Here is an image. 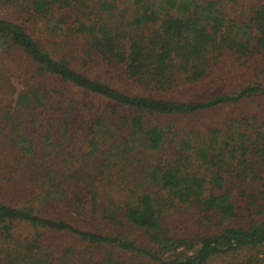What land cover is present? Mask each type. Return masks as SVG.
I'll use <instances>...</instances> for the list:
<instances>
[{"label": "trees", "instance_id": "16d2710c", "mask_svg": "<svg viewBox=\"0 0 264 264\" xmlns=\"http://www.w3.org/2000/svg\"><path fill=\"white\" fill-rule=\"evenodd\" d=\"M98 61L142 92L74 65ZM247 65L264 68V0H0V264H264V82L170 94Z\"/></svg>", "mask_w": 264, "mask_h": 264}, {"label": "rangeland", "instance_id": "374dc122", "mask_svg": "<svg viewBox=\"0 0 264 264\" xmlns=\"http://www.w3.org/2000/svg\"><path fill=\"white\" fill-rule=\"evenodd\" d=\"M35 34L37 35L36 32ZM80 64L74 63L75 68L81 70L82 72H84L93 79L106 81L112 84L113 86L117 87L118 89H121L122 91L128 93L142 92L140 88L133 85L132 81L126 74L125 69L121 68L120 66H109L104 64L102 61L91 62L90 65H82V64L80 65ZM262 70H264V68L257 69L255 66H248V65L243 68H237V69L233 68L232 70H230L229 67L219 68L211 77L203 80L202 82H199L195 85L190 84L188 86H183L179 91L177 90L170 94L172 97L182 100L208 98L221 91H227V90L230 91L234 88H237L239 84L245 83L247 80H252V81L257 80L264 82V71L262 72ZM85 99L89 100V97H85ZM250 103L245 105L242 104L236 107H227L218 110H213L210 112H205L200 115L181 117L177 120V122L184 125H188L196 122L197 123L200 122L199 124H212L217 122L218 120H222L226 115L231 114L232 112L234 114H238L244 111V107L246 105L252 107L253 104ZM76 133L78 137H75L74 145L77 147H84L85 139L82 134L83 133L82 130L76 131L75 135ZM237 192H239V189L237 190ZM6 196L7 195L2 196L1 199L8 202L18 201V199L13 200L10 196L7 197ZM57 208L62 209L63 206L60 205ZM55 209L52 207H50L49 209L43 208L42 212L43 213L47 212L48 216L65 212L64 209L61 210V212L56 211ZM63 214H65L64 217H66L69 221L77 224L78 226L87 229L97 230V231H102V229L104 228L105 230H108L101 223L91 222L89 220H85L82 218L78 219L77 217H72L71 214H69L68 212ZM187 220L188 223H186V226H188L189 228L190 225H193L194 228L196 229L197 225L194 224L193 216L191 215V217H188L187 215ZM249 220L251 219H249L247 216L245 220L239 219L238 222L244 224V222H248ZM169 222L171 223L174 229L176 228L177 225H181L183 227V216H182V223H180L177 217L174 216H171L169 218ZM131 235L136 238H144L143 232L139 229H133ZM60 241H63V243L65 244L73 243L72 239L67 237L62 238ZM100 256H102V254H100ZM127 260L129 264H139V260L135 257L130 256L128 257ZM242 260H245L244 253L242 254L223 253L220 255L213 256L212 259L209 260L207 264H229V263L242 264L241 263Z\"/></svg>", "mask_w": 264, "mask_h": 264}]
</instances>
